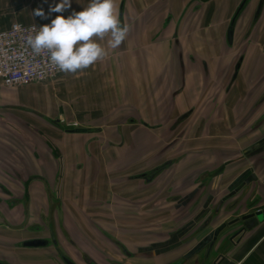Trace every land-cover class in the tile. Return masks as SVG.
<instances>
[{"label": "crops", "instance_id": "1", "mask_svg": "<svg viewBox=\"0 0 264 264\" xmlns=\"http://www.w3.org/2000/svg\"><path fill=\"white\" fill-rule=\"evenodd\" d=\"M56 3L0 0V30ZM116 3L103 61L0 83V264H264V0Z\"/></svg>", "mask_w": 264, "mask_h": 264}, {"label": "clouds", "instance_id": "2", "mask_svg": "<svg viewBox=\"0 0 264 264\" xmlns=\"http://www.w3.org/2000/svg\"><path fill=\"white\" fill-rule=\"evenodd\" d=\"M46 2V0H45ZM72 0H59L32 11L34 17L46 19L51 13H60L50 24L38 28L33 25L27 43L37 53H46L53 67L64 73L83 71L108 55V49H118L126 40L129 27L119 18L116 0H90L82 11H73L65 18L63 12L71 8ZM107 38V49L99 41Z\"/></svg>", "mask_w": 264, "mask_h": 264}, {"label": "built area", "instance_id": "3", "mask_svg": "<svg viewBox=\"0 0 264 264\" xmlns=\"http://www.w3.org/2000/svg\"><path fill=\"white\" fill-rule=\"evenodd\" d=\"M44 24L13 20L0 30V83L12 88L54 78L61 71L53 67L46 53H35L27 43L29 30Z\"/></svg>", "mask_w": 264, "mask_h": 264}, {"label": "water", "instance_id": "4", "mask_svg": "<svg viewBox=\"0 0 264 264\" xmlns=\"http://www.w3.org/2000/svg\"><path fill=\"white\" fill-rule=\"evenodd\" d=\"M82 129H75V131H81ZM264 215V212H262ZM260 214V212L258 211L256 215ZM223 226H219L218 228L215 229L214 231V235L216 236L218 234V232L220 231L219 229H221ZM214 236V237H215ZM46 244V240L43 239H31V240H27L25 242H23V245H26V246H41V245H45ZM62 260L63 262H65L66 264H74L73 262H71L69 259L65 258V257H62Z\"/></svg>", "mask_w": 264, "mask_h": 264}, {"label": "flooded vegetation", "instance_id": "5", "mask_svg": "<svg viewBox=\"0 0 264 264\" xmlns=\"http://www.w3.org/2000/svg\"><path fill=\"white\" fill-rule=\"evenodd\" d=\"M242 6L240 5L239 7H237V10H236V13H234V18L233 19H236V18H238V16L240 15V13H241V11H242ZM232 19V20H233ZM237 20V19H236ZM232 22V21H231ZM235 23V22H234ZM234 23H233V25H232V30H233V27H234ZM229 37H230V33L229 34H227ZM232 35V34H231ZM60 122V121H59ZM75 126H77L76 125V123H74V124H69V125H64L63 127H65V129H71V128H73V127H75ZM36 239H41V238H36ZM215 239V237L214 236H212V238H211V240H210V242H208L209 243V246L207 247V250L209 249V251H210V248L212 247V243L211 242H213V241H215L214 240ZM44 240H46V239H44ZM48 243V241L46 240V244ZM45 244V245H46ZM211 245V246H210ZM26 246V245H25ZM41 246H43V245H41ZM44 247V246H43ZM208 254H210V253H208ZM60 256H61V258L62 257H65V258H67L64 254H60ZM68 259V258H67ZM92 264H93V262H92ZM175 264H182V262L181 261H178V262H176Z\"/></svg>", "mask_w": 264, "mask_h": 264}]
</instances>
